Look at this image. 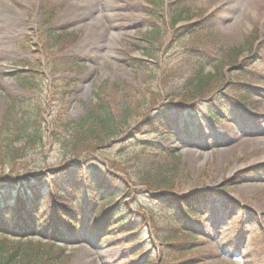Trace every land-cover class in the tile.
Wrapping results in <instances>:
<instances>
[{
    "label": "rangeland",
    "instance_id": "obj_1",
    "mask_svg": "<svg viewBox=\"0 0 264 264\" xmlns=\"http://www.w3.org/2000/svg\"><path fill=\"white\" fill-rule=\"evenodd\" d=\"M162 1L163 21L169 25L175 0ZM182 1L186 14L158 41L156 59L150 62L159 72L148 85L144 72L134 73L128 60L142 58L141 36L155 12L149 0H0V125L12 95L36 100L33 103L40 106L49 126L56 116L63 122L83 117L103 85L120 120L127 105L139 106L142 95L147 99L154 95L145 88L155 86L161 91L160 106L173 118L169 139L158 134L135 138L177 150L182 193H209L207 215L197 220L198 234L205 233L206 238L199 239L204 248L192 257L205 258L200 264H264V0ZM194 25L201 28L194 36L183 33ZM62 31L58 47L50 50L45 39ZM237 50L243 51L225 71L222 87L212 99L194 102L193 109L165 98L163 84L181 82L172 79L186 52L199 56L205 71L213 72L217 61L236 57ZM52 57L78 59L83 66L58 74L52 69ZM28 60L42 64L40 96L27 93L15 80L18 64ZM113 84L124 85L125 90L114 94ZM56 149L47 140L46 147L16 165L15 172L37 178L47 174L54 182L58 172L73 168L72 159L62 158ZM239 172H246L244 179L233 182ZM138 202L136 207L154 209L145 196ZM149 240L154 243L152 235L142 230L141 242ZM116 241L85 236L83 243L66 246L68 264H137L138 257L128 256L131 247ZM154 245L150 244L157 251Z\"/></svg>",
    "mask_w": 264,
    "mask_h": 264
},
{
    "label": "trees",
    "instance_id": "obj_2",
    "mask_svg": "<svg viewBox=\"0 0 264 264\" xmlns=\"http://www.w3.org/2000/svg\"><path fill=\"white\" fill-rule=\"evenodd\" d=\"M162 4V0H149L155 12L148 22L149 29L141 36L145 59L128 62L134 73L139 69L144 72L148 85L158 71L155 63L150 62L156 59L158 41L186 14L183 1L175 0L171 5L170 24L166 25ZM194 28L198 26L183 29V33L188 31L189 36H194L201 29ZM62 34L63 31L52 32L45 39L50 50L58 47ZM252 47L250 43L249 51ZM242 51H235L236 57L217 61L213 72L205 71L199 56L186 52L184 64L172 79L181 78V82H165V98L169 102L178 99L180 105H192L193 109L194 102L212 99L222 87L224 69L235 65ZM52 59V69H57L58 74L83 66L78 59L74 62ZM48 64L46 61L49 67ZM18 67L14 76L17 84L27 93L40 96L44 80L41 63L28 60ZM122 89L125 90L124 85L113 84L112 92L116 94ZM150 89L154 95L148 99L142 95L139 106L127 105L119 120L103 85L96 90L94 102L83 117L63 122L56 116L49 126L43 121L40 106L33 103L36 100L22 95L9 96L0 125V264H68L66 245L79 243L90 234L131 247L128 256L138 257L137 264L197 262L192 257L198 250H195L199 237L197 220L207 215L209 193L180 191L179 174L183 168L176 149L136 140L135 137L143 134L169 139L172 129V116L165 112L164 106H158L161 91L151 86L145 92ZM132 119L135 122L130 124ZM47 140L54 143L62 158L72 159L73 164L72 170L59 172L55 182L50 181L48 186L41 181L47 174L37 178L15 172L16 165L43 150ZM74 170L81 172L84 179L76 176ZM5 171H9L7 176ZM245 173L236 174L233 182L242 181ZM139 196H145L154 209L147 211L144 205L136 207ZM142 230L153 235L157 251L150 246L153 244L150 240L141 242Z\"/></svg>",
    "mask_w": 264,
    "mask_h": 264
}]
</instances>
